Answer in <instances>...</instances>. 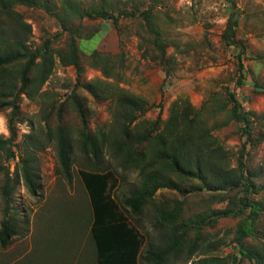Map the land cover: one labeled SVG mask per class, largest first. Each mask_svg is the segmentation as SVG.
I'll use <instances>...</instances> for the list:
<instances>
[{
  "label": "rangeland",
  "instance_id": "rangeland-1",
  "mask_svg": "<svg viewBox=\"0 0 264 264\" xmlns=\"http://www.w3.org/2000/svg\"><path fill=\"white\" fill-rule=\"evenodd\" d=\"M64 1L34 0V6L16 7L32 27L29 49L43 53L49 41L54 66L42 87L37 83L16 100L18 138L12 149L16 157L9 161L7 150L0 148V230L6 218L16 229L6 248L0 244V264H97L93 213L82 170L114 174L117 184L112 197L144 236L143 253L165 248L170 238L171 227L160 223L158 212L180 214L177 227L184 233L183 245L163 264H254L241 257L234 240L249 210L212 220L197 230L202 218L210 220L217 210L238 212L244 186L234 184L239 178L249 179L253 189L247 196L262 211L250 224L252 233L244 246L264 258V0H235L237 40L247 48L242 86L237 84L239 50L222 38L229 19L225 0H73L84 11L105 7L119 17L118 22L69 18ZM132 12L138 16H120ZM143 13L150 17L164 54L140 16ZM5 20L9 26L13 23ZM13 31L2 30L10 40ZM72 47L79 52L80 78L77 69L64 65L58 56ZM97 54L102 61L96 64ZM229 92L251 116L249 135L230 116ZM123 98L136 99L144 108L132 112L119 102ZM9 103L14 102H0V141L10 138L8 118L14 110ZM186 112L189 121L194 120L191 124L182 121L181 113ZM176 114L181 116L177 129L168 133L166 124ZM59 125L69 134L70 179L60 172L57 143L49 136V129ZM184 125L193 126L188 134L197 142L191 144V164L195 157L200 159L198 147L209 151L201 161L205 175L166 165L171 160L165 154L177 146V140L172 141L185 133ZM83 131L106 135L98 159L82 150ZM116 139L131 145L135 163L113 147ZM27 149L34 158L36 195L28 190L18 165ZM241 161L244 178L239 172ZM223 169L232 177V188L218 190ZM154 170L177 190H159L135 215L124 201ZM217 171L220 174H214ZM7 173L13 179L8 217L3 197Z\"/></svg>",
  "mask_w": 264,
  "mask_h": 264
},
{
  "label": "trees",
  "instance_id": "trees-1",
  "mask_svg": "<svg viewBox=\"0 0 264 264\" xmlns=\"http://www.w3.org/2000/svg\"><path fill=\"white\" fill-rule=\"evenodd\" d=\"M225 1L228 6L226 11L229 15V19L222 38L228 46H234L239 50V77L237 84L242 86L246 81L244 73L245 67L242 57L245 55L247 48L242 42L237 40L239 19L236 2L235 0ZM22 5L34 6L36 5V2H34V0H0V102H8L9 99L14 102L11 104L9 103L14 110L8 118L10 138L6 141H0V148L7 150V159L9 161L16 157L15 153L12 151L14 143L18 138L16 120L19 107L16 100L23 94L28 95L31 88L37 83L42 87L51 75L54 66V54L50 50L49 41L46 43V49L43 53H32L29 49L28 43L32 35V27L23 19V16L16 11V7ZM63 8L69 18L77 17L79 19H84L87 17L90 19L115 20L116 22H118L119 19V17L111 14L105 7L93 11H84L81 9L80 3L73 0H65L63 2ZM120 16L136 17L138 16V13H122ZM140 16L145 18L147 25L150 27L154 36V43L164 54V46L158 38L157 31L152 27L150 17L145 13ZM4 17L8 21L12 20L13 23L9 26ZM5 27H7V29L8 27H11V29L14 30V36L11 40L6 38V35L2 32ZM58 56L64 65H72L77 69L78 78L82 76L83 70L80 66L77 47H72L67 54L59 53ZM96 56L97 59L95 63L97 64V62L102 61V58H100L98 54ZM38 59H41L40 65L37 63ZM96 64H94V66H97ZM32 72H36L33 77L30 76ZM104 73L107 74V72ZM229 101L232 104V109L230 111L231 118L244 125L243 132L246 135H249V129L252 124L251 116L242 111L241 104L234 93L229 92ZM119 102H122V105L131 107L132 112H137L144 108L143 104L133 98H123L120 99ZM178 116H182V121H186L187 124H191L192 121H194H189V115L187 112L185 114L181 113V116L176 114L174 116L176 117L175 119L172 118L167 122L165 129L166 132L169 133L171 129H177L176 123L179 120ZM185 126V133L176 137L172 141L173 143L177 140V146H173L172 149L165 154L167 160H171L170 162H166V165L173 170L182 168L187 172H193L192 169H195L199 176L203 174L205 175V162L203 164L201 161L205 160L202 156L206 154L209 156V151L207 148L203 149L198 147L197 150L200 154L197 151L195 154L198 153L200 159L195 157L194 164H191V144L196 141L191 138L190 133L188 134V132L193 129V126L184 125V128ZM99 135L100 136H96V134L83 131L79 137L82 150L87 154H92L95 159L100 157L102 152L101 148L107 142L106 135L103 133ZM49 136L55 139L57 143L60 172L67 179H70L71 146L68 131L65 127L59 125L55 129H49ZM185 139L187 140L185 141ZM195 146L197 145L195 144ZM113 147L118 151L125 152L128 162L135 163V159L130 151L131 145L126 142L124 143L123 139H116L113 143ZM30 152L31 150L27 149L26 154L20 157L18 165L20 167L21 176L28 190L32 195H36L38 188L36 183L34 158L33 154ZM142 160H145V156H143ZM136 163H140V160ZM155 163L156 162L149 163V166L154 167ZM243 168L244 163L241 161L239 172L241 173L240 177L242 176L244 178ZM218 171L214 174H220ZM221 174V178L217 180V182H219V185H217L218 190H225L227 187L232 188V177L224 169ZM80 176L88 193L92 207L93 221L91 226V236L96 247L97 264H163L174 251L182 247L184 233L180 234L177 227L180 214L177 211L169 212L161 210L158 212L159 221L162 225H168L171 227L170 238L165 248L148 250L143 253L142 250L145 244L144 236L138 229L130 224L128 218L123 214L112 197V191L117 184L114 174L112 172L103 173L82 170L80 171ZM244 180L245 179L239 178L234 184L237 188L244 186L243 192L245 195L238 200L239 211L217 210L212 213V218L210 220H207V217H203L197 230L200 231V227L207 225L212 220L215 221L220 218L236 216L249 210L248 218L241 224L235 235L234 240L236 248L239 250V254L243 259L254 262V264H264V258L260 254L247 249L244 246V240L252 233V227L250 224L257 221L262 211V207L257 203L250 201L247 196V194L252 191L253 184L249 179H247V181ZM161 189L177 190V187L172 181L163 177L159 171L154 170L153 173L148 172L144 176V181L141 186L132 191L129 197L125 199V206L130 208L133 214L139 215L142 213L143 208ZM12 194L13 179L7 173L3 188V197L6 204V217H8L9 214ZM15 234L16 229L13 223L7 218L3 220L0 230V244L3 248H6L10 244V241Z\"/></svg>",
  "mask_w": 264,
  "mask_h": 264
}]
</instances>
